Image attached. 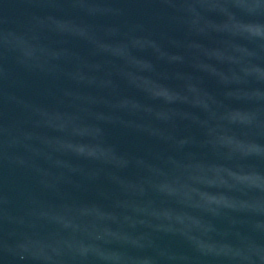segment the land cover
Segmentation results:
<instances>
[{
	"label": "water",
	"instance_id": "obj_1",
	"mask_svg": "<svg viewBox=\"0 0 264 264\" xmlns=\"http://www.w3.org/2000/svg\"><path fill=\"white\" fill-rule=\"evenodd\" d=\"M0 264H264V0H0Z\"/></svg>",
	"mask_w": 264,
	"mask_h": 264
},
{
	"label": "clouds",
	"instance_id": "obj_2",
	"mask_svg": "<svg viewBox=\"0 0 264 264\" xmlns=\"http://www.w3.org/2000/svg\"><path fill=\"white\" fill-rule=\"evenodd\" d=\"M2 251L5 256H11L14 259L26 260L29 258L28 248L24 244H18L15 248L5 245Z\"/></svg>",
	"mask_w": 264,
	"mask_h": 264
}]
</instances>
